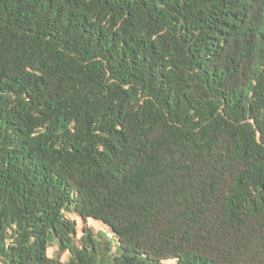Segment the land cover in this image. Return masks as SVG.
Segmentation results:
<instances>
[{"label":"trees","instance_id":"1","mask_svg":"<svg viewBox=\"0 0 264 264\" xmlns=\"http://www.w3.org/2000/svg\"><path fill=\"white\" fill-rule=\"evenodd\" d=\"M0 264H264V0H0Z\"/></svg>","mask_w":264,"mask_h":264},{"label":"rangeland","instance_id":"2","mask_svg":"<svg viewBox=\"0 0 264 264\" xmlns=\"http://www.w3.org/2000/svg\"><path fill=\"white\" fill-rule=\"evenodd\" d=\"M88 225L90 227H92L95 231L97 232H103L105 234H108L110 237H114L115 234L114 232L112 231V229L108 226H106L105 224H102V223H96L95 221L93 220H90L88 222ZM107 240H111V238L109 237H105ZM49 253V256L51 258H60L61 261L63 262H68L70 260V254L69 253H63V254H60L59 250H58V247H52L49 249L48 251Z\"/></svg>","mask_w":264,"mask_h":264}]
</instances>
